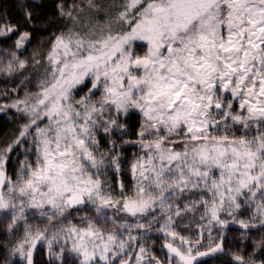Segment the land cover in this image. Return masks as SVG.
I'll return each instance as SVG.
<instances>
[{
  "label": "snow or ice",
  "instance_id": "1",
  "mask_svg": "<svg viewBox=\"0 0 264 264\" xmlns=\"http://www.w3.org/2000/svg\"><path fill=\"white\" fill-rule=\"evenodd\" d=\"M88 5L95 7L94 0ZM122 7L117 19L126 27L119 31L93 25L55 35L47 53L33 57L44 69L37 90L0 105L27 118L19 136L0 148V219L10 220L6 234L25 222L11 251L27 264L39 242L47 241L51 255L61 240V255L70 244L79 264H132L133 257L136 264H163L149 255L145 239L154 226L167 264H201L200 258L223 251L211 236L214 223H229L220 213L233 216L246 206L264 228V0H124ZM67 16L76 22L72 11ZM31 18L26 12L25 22ZM18 31L19 25L4 23L0 37ZM30 42L31 34L21 32L14 47ZM137 47L146 48L142 56ZM9 55L0 72L25 68L16 51ZM86 81L91 87L77 100L74 93ZM132 111L142 117L138 137L146 155L131 164V193L122 183L116 193L106 179L109 168L120 172L115 142L101 152L96 137L101 128L109 135L123 130L119 117ZM29 140L13 180L6 171L10 154ZM188 193L197 198L181 206ZM200 206L207 224L192 233L191 221L183 225L189 234H182L178 220ZM29 210L47 221L43 230L33 233ZM73 212L88 213L80 226L68 221ZM204 231L209 243L201 251ZM254 249L264 250V236ZM233 260L256 264L252 256Z\"/></svg>",
  "mask_w": 264,
  "mask_h": 264
},
{
  "label": "trees",
  "instance_id": "2",
  "mask_svg": "<svg viewBox=\"0 0 264 264\" xmlns=\"http://www.w3.org/2000/svg\"><path fill=\"white\" fill-rule=\"evenodd\" d=\"M124 0H94L95 7H89L88 0H0V26L4 23H11L19 25V31L12 34L9 38L0 37V60L8 63L9 59H5V51L11 53V48L15 44L21 32H29L31 34V42L26 45L25 48H21L17 53L20 60L26 61L24 69L16 70L8 75L6 73H0V105L19 98H23L25 92H31L33 88L29 83L30 79L25 76L33 72H44L42 67H38L34 62V55L38 51L41 56L45 55L42 52L48 50V43L51 39L58 35L61 31H64L66 27H75L77 30H87V28L97 25L100 26L106 20L115 19L117 13L119 14L123 10ZM63 6V14L61 7ZM31 12V21L25 22V13ZM72 11L73 16L77 17L76 22L69 19L67 13ZM46 40V41H42ZM42 42V44H41ZM51 42V41H50ZM38 59L41 57H37ZM5 64V65H6ZM91 87V81H86L84 84L78 86V90L74 93L76 99H80L85 95L88 89ZM7 92V95L5 93ZM98 92L94 97H97ZM24 117L21 113H18L13 108H6L0 111V148L5 147L7 144L12 143L16 137H18L21 129ZM119 123L124 125V129L116 127L112 130V133L105 134L100 132L97 134V140L99 141L100 149L109 150L111 148L110 141L115 142V149L113 155H119L120 157V172L117 174L112 168L110 169V176L112 184L115 186L124 185L126 193H131L134 186V180L131 173V164L137 157L142 155V148L139 144L138 132L141 125V115L132 111L128 115H120ZM30 140L25 141L22 145L17 147L11 154L10 159L6 165L7 175L12 177L13 180L17 178V174L20 169L21 161L25 160V149L29 147ZM33 157V153H28ZM197 197H193L190 193L185 194L181 200V206L185 203H191L192 200ZM34 210L28 212L29 219L28 224L32 225V229L39 227L41 230L47 224V221L39 217V215L33 216L31 213ZM204 208L200 206L195 212H188L186 215L178 220L181 226L178 230L182 234H189V229L183 228V225L192 223L190 230L192 233H199V224H207V219L201 221L200 216L203 213ZM243 209H240L239 213H243ZM239 213H237L239 215ZM111 214V213H110ZM4 213L0 212V217ZM88 215L86 212H73L68 217V221L80 226V218ZM241 216V215H240ZM244 217V221L249 223H255L260 225V221L251 220V217ZM230 216L222 214L221 219L226 220L228 224H234L229 221ZM68 221H64L66 224ZM10 220L0 219V264H25L19 254H13L11 249L14 245L23 238L24 235V221L20 222V227L13 234H6L5 229ZM163 223V221H161ZM221 227L214 223L211 234L214 237L215 242L220 238V242L223 243V251L214 254L209 257L200 259L201 264H236L233 260L234 255H243L247 260L249 256L257 257L258 261H264V250L254 249V242L258 241L261 236H264V228L258 227L256 229L245 230L233 226ZM236 224V223H235ZM239 224V223H237ZM60 227V225H57ZM158 226H154L151 233L148 234L147 247L149 248V255H154L157 259L165 262L168 255L167 251L163 248L164 239L155 229ZM54 229H52L53 231ZM135 235V232L133 233ZM209 236L208 231H204L203 237ZM64 242L60 241L53 245V252L49 254V250L45 245L37 244L33 252V264H79V259L75 254L67 251H63L61 255V248ZM59 252V253H58ZM60 256L61 258H57ZM118 264V262H117Z\"/></svg>",
  "mask_w": 264,
  "mask_h": 264
},
{
  "label": "rangeland",
  "instance_id": "3",
  "mask_svg": "<svg viewBox=\"0 0 264 264\" xmlns=\"http://www.w3.org/2000/svg\"><path fill=\"white\" fill-rule=\"evenodd\" d=\"M123 11V10H122ZM119 16V14L117 13V16H116V18L115 19H110V20H106V22H103L100 26H105V25H110L111 26V28H112V30L115 32V31H119L122 27H126V25H124L123 24V22H121V21H119L118 19H117V17ZM54 39V38H53ZM53 39H51L50 41H52ZM42 41H46V40H42ZM49 41V43H48V47H50V44H51V42ZM41 44H42V42H41ZM15 44L12 46V48H11V52L12 51H16V53H18V51H21V50H16L15 49ZM49 49V48H48ZM146 51V48H140V47H137L136 48V54L137 55H143L144 54V52ZM38 52H40V51H38ZM37 52V53H38ZM5 53V59H10V53H8L7 51H5L4 52ZM42 53H44V54H46L47 53V50H46V52H42ZM36 54V53H35ZM6 64V61H3V60H0V66H3V65H5ZM1 73V72H0ZM28 75L29 74H26V78L27 79H30V81H29V83H30V85H31V88H33L32 90H31V92H34V91H36L37 90V83H38V81H39V79L41 78V76H42V73H40V76L38 75V72H33V73H31L30 74V77H28ZM98 96L97 97H93V99L94 100H96V99H99V96H100V93L98 92V94H97ZM2 96V94L0 93V97ZM14 100H12V101H10V102H8V103H6V104H11L12 102H13ZM1 104V103H0ZM237 109H238V103H237ZM13 109H15V108H13ZM16 110V109H15ZM19 113V112H18ZM122 115V114H121ZM24 117V116H23ZM141 119H142V117H141ZM25 123H27V118L26 117H24V121H23V123H22V125L23 124H25ZM140 131V130H139ZM100 132H104L103 131V129L101 128V129H99L98 130V133H100ZM97 133V134H98ZM105 133V132H104ZM106 134V133H105ZM18 136H19V134H18ZM182 136H183V133H181L180 134V136H176V137H173V139L174 140H181L182 139ZM150 139H152V137H150ZM183 149V144L182 143H180V144H178L177 145V148H176V150H182ZM100 151L101 152H107V150H104V149H100ZM144 155H146V153L143 151L142 152V155L141 156H144ZM34 156H35V154L33 155V161H34ZM110 169L111 168H109L108 169V171H107V174H106V179L111 183V185H112V187L114 188V190H115V192L116 193H119V191H120V185L118 184V186H115L114 184H112V181H111V176H110ZM109 172V173H108ZM217 176H218V173H217ZM133 188H134V186H133ZM132 188V189H133ZM241 209H243L244 211H243V213H239V211H240V209L237 211V212H235L234 213V215L233 216H230V218H229V221L230 222H232V223H239V221H241V220H243L244 221V217L242 216V215H244L245 216V218L246 217H251L252 216V210L250 209V208H248V207H246V206H243V207H241ZM30 211V210H29ZM237 213H239V215L237 214ZM222 214H227L226 212H222V213H220L219 214V216H220V219H221V215ZM241 215V216H240ZM222 220V219H221ZM233 221H235V222H233ZM200 229V228H199ZM35 230H36V228L35 229H32V231H33V233H35ZM56 229H54L53 231H55ZM211 236H212V234H211ZM213 237V236H212ZM213 239H214V237H213ZM62 242H63V240H61ZM208 243H209V241H208V236H206V237H203V245H204V247H202L200 250L201 251H204V250H206V248H207V246H208ZM216 243H220V238L218 237V241H216ZM40 244H42V245H45V247L48 249V247H47V241H42V242H40ZM68 246H70L71 247V245L70 244H68ZM53 250H54V248H52V250H51V252L52 253H54L53 252ZM138 251L139 249H138V247H136L135 249H130V251ZM166 250V249H165ZM167 251V250H166ZM33 252H34V250H33ZM59 253V252H58ZM217 254V253H216ZM167 255H168V253H167ZM205 258V257H204ZM200 259H202V258H200ZM253 259H255V261H256V264H261V262L260 261H258L257 260V257H253ZM167 261H168V257H167V259H166V261L165 262H163V264H167ZM24 262H25V264H27V261H26V259L24 260ZM118 262V261H117ZM118 264H119V262H118ZM132 264H136V262H135V258L133 257V260H132Z\"/></svg>",
  "mask_w": 264,
  "mask_h": 264
},
{
  "label": "water",
  "instance_id": "4",
  "mask_svg": "<svg viewBox=\"0 0 264 264\" xmlns=\"http://www.w3.org/2000/svg\"><path fill=\"white\" fill-rule=\"evenodd\" d=\"M228 226H233V227H237V228L243 229V228L240 227V224H237V223L236 224L235 223L234 224H228ZM258 227H260V225H257V227L251 228V229H256Z\"/></svg>",
  "mask_w": 264,
  "mask_h": 264
}]
</instances>
